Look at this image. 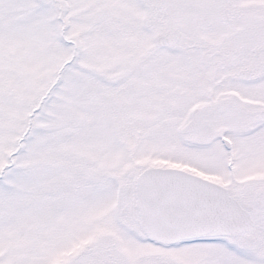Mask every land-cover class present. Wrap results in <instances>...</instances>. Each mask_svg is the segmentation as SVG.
I'll return each instance as SVG.
<instances>
[{"label":"snow or ice","instance_id":"6c2138e0","mask_svg":"<svg viewBox=\"0 0 264 264\" xmlns=\"http://www.w3.org/2000/svg\"><path fill=\"white\" fill-rule=\"evenodd\" d=\"M0 264H264V0H0Z\"/></svg>","mask_w":264,"mask_h":264}]
</instances>
